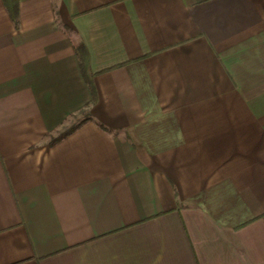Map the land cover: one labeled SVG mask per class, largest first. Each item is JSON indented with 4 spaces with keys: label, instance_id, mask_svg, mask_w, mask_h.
I'll use <instances>...</instances> for the list:
<instances>
[{
    "label": "crops",
    "instance_id": "obj_1",
    "mask_svg": "<svg viewBox=\"0 0 264 264\" xmlns=\"http://www.w3.org/2000/svg\"><path fill=\"white\" fill-rule=\"evenodd\" d=\"M17 2L0 264H264V0Z\"/></svg>",
    "mask_w": 264,
    "mask_h": 264
},
{
    "label": "trees",
    "instance_id": "obj_2",
    "mask_svg": "<svg viewBox=\"0 0 264 264\" xmlns=\"http://www.w3.org/2000/svg\"><path fill=\"white\" fill-rule=\"evenodd\" d=\"M6 7L12 17V20L16 23H18V17H19V12H18V2L17 0H4ZM76 51L80 60V66L82 70V74L85 78L86 81L90 82L91 78V72L89 71L88 68V59H87V54L84 46L79 43L76 45ZM90 117H87L84 115L83 117L77 118L75 122H73L70 126L63 127L62 129L58 130V135L55 137L54 140H59L60 138L66 136L67 134L71 133L74 131L78 126H80L83 122L88 120Z\"/></svg>",
    "mask_w": 264,
    "mask_h": 264
}]
</instances>
